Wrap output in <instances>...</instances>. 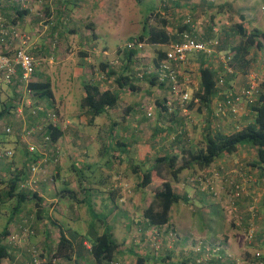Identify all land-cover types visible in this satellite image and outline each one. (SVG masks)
I'll return each instance as SVG.
<instances>
[{
	"label": "crops",
	"instance_id": "crops-1",
	"mask_svg": "<svg viewBox=\"0 0 264 264\" xmlns=\"http://www.w3.org/2000/svg\"><path fill=\"white\" fill-rule=\"evenodd\" d=\"M37 2L38 0H29L27 4L31 6L30 13L24 15L17 22L22 25L24 30H28V33L31 32L32 39L28 48L36 62L34 81L45 82L47 80L50 83L53 100L44 102L45 109L48 111H51L52 108L56 109L61 118L70 123L63 130V135L58 141L61 143L58 144L60 156L66 154L69 157V161L72 163L71 170L75 174L77 165L89 166L97 163L105 153V148L111 149V144H102V140L97 135H88L84 140L89 138L99 144H82L81 141H83L82 128H85L84 126H98L106 128L109 132L107 133L110 134L107 142L114 140V143H123L113 144L120 146L118 152L121 154L122 162L112 159L114 165L110 169L108 167L105 169L100 184H98L100 189L95 186L97 183H89L85 180L77 182V179L72 177L71 183L63 182V187L57 188L54 184L52 190H41L38 196L42 199V207L38 211V218L35 217L34 200H27L22 205H18L15 201L7 215L5 229H7L8 235L4 242L9 243L12 236L19 237L20 219L32 217L30 221L35 230L33 238L35 240L32 241L30 238L29 243L43 252L42 262L48 260L53 254L60 233H62L72 243L74 252L70 260L54 258L52 264H92L93 260L89 255L92 237L88 236L107 230L119 245L114 260L123 259L122 264H136L137 253L145 259L144 264H194L192 248L200 241L209 246L222 243L226 246L227 251L229 250L237 259L243 260L242 264H250L244 259L246 258L245 253L248 255L249 249L252 253L255 250L249 247L246 227L250 226L251 228L254 226L253 224L264 226V165H256L255 149L253 150L248 145L239 146L234 153L219 156L209 167L203 169L189 163V154L204 146L201 141L205 131L201 126L208 124L207 119L212 116V104H215L216 99L223 100V96H215L209 109L198 110L199 106H193L185 113L179 110L177 111L179 116L171 117L165 114L160 107L159 102L161 103L162 96L167 97L168 93L164 91V87H159L155 83V77L135 78L133 83L137 91L124 90L120 95L118 105L107 110L97 125L96 120L99 116L91 120L85 114L86 109L79 108V104H76V100L72 97L73 88L70 86L77 78H82L85 81H99L98 73H96L98 67L95 66V57H99V54L96 53L101 51L108 53L114 49L110 48V45L103 39L108 33H111L112 37L115 36L114 0H95L97 4H93L90 0H47L45 4L49 6V10L46 13L43 9V14H40L41 7ZM107 2L111 4L110 7L105 4ZM210 2L213 5H210ZM0 5L8 8L5 9L10 12L8 19L11 20L15 17L11 10L15 6L13 0H0ZM219 6H223V9L219 10ZM43 8H45L44 5ZM196 8L199 12L204 11L205 14L208 12L213 20L212 28L215 31H219V28L223 27L219 26L222 23L225 25L223 28L227 29L232 25L241 24L248 31L257 29L264 33V0H231L229 3L226 0H202ZM42 16L48 17L43 19ZM199 18H204V21L197 19L196 23L204 26L207 18L202 15ZM74 21H78L79 25H75ZM198 27L200 28V26ZM77 31H81L82 35L77 34ZM52 35L56 37L66 35L74 39L79 35L82 38L86 36L87 41L83 43L84 39H82L80 44L75 47L61 45L60 48H57L56 46L57 49L50 51V47H53L51 45ZM236 38L230 42L235 43ZM40 44L42 45L40 46ZM156 48L160 49V47ZM1 49L4 55L11 56L10 51L3 47ZM75 54H78L79 57L74 64H71L74 73L66 74L64 65L65 63L70 65L69 58ZM246 60L249 62L246 69L236 70L232 77L228 78V89L240 91L246 87L249 77L255 76L260 83V89L264 91V50L251 48ZM46 63L49 66L45 68L44 64ZM212 67L217 68L218 66L212 64ZM48 68L51 71L50 75L45 73V69ZM199 68L200 64L194 61L193 63L189 62V70L192 72L190 91L197 89ZM54 72L58 76L54 77ZM19 73L20 70L17 68L16 74L19 75ZM61 79L66 82L63 85H67L64 101L57 99L54 86L56 81H61ZM17 82L13 79V84L7 85L0 79V94L2 95V99H0V134H5L4 129L7 127L13 130V133L5 134V141L11 145L6 151L14 153L11 162L6 164L0 162V174L8 173L13 168L18 173L21 171L24 162L27 161V157H25V155L27 156L25 154L27 144L23 141L20 132L43 123L42 115L32 117L26 110L24 116L19 117L16 116L13 108L8 109L9 104L15 105L19 94L23 98H27L23 91L17 87ZM99 82L102 83V81ZM77 92L80 98L84 96L82 87ZM142 102L151 103L153 106L152 119H147L145 113L139 109ZM72 108L74 117L70 119L67 111ZM180 116L185 119L179 118ZM253 117L247 104H244L237 115L227 118V121L224 120L221 129L226 133L233 128L240 129L252 122ZM179 128H184L188 132L189 144L184 139L178 137L176 140L174 139L177 134L175 131H178ZM144 130L148 131L147 135L152 142L141 144V139L135 144L136 139L132 138L137 133L141 135ZM99 132H102L101 129ZM165 157L171 158L174 170L185 166L177 174L176 179L172 177L171 169H166L164 165L161 166L159 175L165 181H169L174 193L184 197L186 201L178 202L171 207L169 222L162 227L166 230L169 228V231L163 235L161 251L157 252L142 242L145 241L146 235L156 231V228L146 224L142 217V211L152 200L156 190L160 188L163 179L154 172L153 181L146 187L140 188L138 182H140L139 176L142 170L138 168V174H134L133 168L135 162H139L141 166H151L156 159ZM123 163L126 165L124 166ZM9 168L11 169L9 170ZM54 168L55 177L60 179L61 162ZM129 173H132L136 180L131 178ZM156 177L159 179H155ZM126 184L132 186V189H127ZM238 186L241 195L235 198L234 192ZM1 194L2 190L0 191V204H3L6 200L1 197ZM126 197L128 198L126 199ZM110 198L118 201L121 205L120 209ZM60 200L66 201L67 206L59 207L58 201ZM53 201L55 202L53 203ZM88 201L90 206H95L96 217L86 207ZM50 203H53L52 206ZM73 203L74 206H71ZM252 204L256 208V214L248 212L252 208ZM140 208L141 210L138 211ZM98 210L106 211L107 215L103 220L100 219ZM116 218L118 220L115 222ZM94 223L101 224V227L94 228ZM138 228H148L139 242L140 249L131 243L132 236L130 235L131 230ZM117 230L124 231L121 240L118 239L119 236L116 237ZM170 232L174 235L172 236ZM12 243L13 247H11L9 257L3 259L1 264H31L25 247H20L23 245L18 241ZM263 243L264 236L258 234L252 244L259 247ZM16 245L20 246L16 247ZM260 251L262 252V250ZM252 253L250 254L252 255ZM120 255H122L121 258H119Z\"/></svg>",
	"mask_w": 264,
	"mask_h": 264
},
{
	"label": "trees",
	"instance_id": "trees-1",
	"mask_svg": "<svg viewBox=\"0 0 264 264\" xmlns=\"http://www.w3.org/2000/svg\"><path fill=\"white\" fill-rule=\"evenodd\" d=\"M9 1V0H7ZM15 6L11 9L13 12V15L15 16L11 20L8 19V15H10V12H7L8 8H4L0 5V13L4 19L5 26L6 27H18V29L22 32L27 33L30 35L26 30L21 27L22 25L17 22L19 19H22L24 15H27L29 10L31 8L26 3L25 7H22L19 0H13ZM139 2L141 0H138ZM159 5L157 9L151 10L149 14L144 18V21L142 23L141 32L138 35H133L128 42L131 43H142L143 46L141 48H132L127 49L125 47L118 49V54L121 55V60L123 61L122 69L119 73H117L115 70L109 68L110 66L107 63L101 62L99 64L98 70L100 73H103L106 77V81H109V79L114 77L115 87L114 89H108L104 88L101 85L102 80H99L98 82L95 80H86L82 83V89L84 92V96L79 101V108L81 110L86 109L85 114L90 117V119H94L102 114H105L107 110L113 109L118 105L120 95L124 90L135 92L137 91V88L134 86V79H141L138 78V73L141 68L140 66V59L133 60L134 57H138L137 55L139 52H142L145 47H150L153 50L156 51V58L153 61V66L158 65L159 61L165 56V51L168 49L170 44H175L180 41H182L183 36L186 34L190 39H195L196 41L204 42L205 40H212L213 42H217V45L215 47L216 53L213 55H206L203 53H192L188 56V62L193 61L195 63L200 64V68L198 69L199 73V83L197 85V89H194L192 92V96L190 98V102L187 104V109H191L193 106H199L197 107L198 110L203 108L204 110L209 109L211 102L213 98L218 96L219 94L226 95L225 93H228V78L232 77L234 72L236 70H244L245 67L248 66L249 62L246 60V56L249 54L251 48L256 49H263L264 50V33L254 29V30H247L245 29L241 24L232 25L231 28H219V31H215L212 28L213 20L208 15V12L205 14H202L203 12H199L196 8L197 4L200 3L202 0H158ZM184 1V2H183ZM39 4L45 8L44 12L48 13L49 6L45 4L47 0H39ZM183 2V3H182ZM194 5V6H193ZM210 5H213L210 2ZM223 6H219V10H222ZM197 14V15H196ZM205 16L207 18L206 24L198 25L196 23L197 19L200 16ZM199 16V17H198ZM48 17V16H47ZM47 17H43V19H46ZM230 20L232 18L229 17ZM7 20V21H6ZM203 21V20H202ZM198 22V21H197ZM200 26V28L198 27ZM203 26V27H202ZM173 33H172V32ZM31 36V35H30ZM219 37V40H218ZM237 37V38H236ZM31 38V37H30ZM55 38V36L52 35L51 39ZM233 38H236V42L233 43L229 40H232ZM7 41L14 42L13 38H7ZM127 42V43H128ZM233 43V44H231ZM14 46V44H13ZM3 47V46H2ZM56 47V46H53ZM156 47H160V49H157ZM161 47H164L166 50H162ZM5 50L6 44L3 47ZM3 52V51H2ZM27 52L29 55L32 56L31 52L29 51V48L27 49ZM10 53H13V50H10ZM41 53V52H40ZM231 55V59L228 62V67L232 70V73H228L227 69L224 67V65L221 63L220 56L223 55ZM33 57V56H32ZM212 57H217L218 59V67L213 68L212 64L210 62V59ZM35 75V72H34ZM34 75L32 77L31 83L28 85L29 94H27L28 99L31 100V103L35 106L43 105V107L46 105L44 102L53 100V94L51 91L50 83L49 81H34ZM142 79L146 78V73H143ZM154 76V74H148L147 77ZM15 80L18 81L19 75L16 74ZM219 77L223 78V84L221 88H218V79ZM156 78V77H155ZM155 83L159 87H164V91H167V88L164 84H159L157 80L155 79ZM17 85H20L19 82H17ZM228 89V90H227ZM188 91H190L188 89ZM231 93H239L229 90ZM241 91V90H240ZM23 96L21 94L18 95V100H16L17 103L21 101ZM26 99V98H24ZM167 97H162V101L160 104V107L162 108V111L167 114L168 116L177 117V111L181 110L180 108H172L171 113L167 112V108L165 106ZM197 99L198 103H195L194 100ZM43 101V102H41ZM149 104V103H148ZM145 105V102H142V104L139 106L140 110H144L143 107ZM17 106L13 104H9L7 107L8 109H14ZM247 107H249V111L253 114V121L250 123H247L240 129H234L230 132H223L221 129V124L224 123V120L227 118H230L232 116H228L223 120H218L214 116V110L211 109L212 116L207 119L208 124L205 126H202L204 129L203 139L201 141V144L204 146L199 149L198 151H195L193 153L189 154L190 161L189 163H193L197 165L199 168H206L209 167L213 161L218 158L219 156L223 154H232L234 153L239 146L242 145H248L250 148L255 149L256 152V165L261 166L264 165V91L260 89L259 94L257 95L256 99L252 101L251 103H247ZM7 110V108H6ZM52 110H55L52 108ZM48 111V110H47ZM50 111V110H49ZM56 111V110H55ZM144 112V111H143ZM145 113V112H144ZM42 114H38L35 117H38ZM43 116V115H42ZM146 116V114H145ZM179 116V115H178ZM182 119H185L183 117H179ZM225 120V121H226ZM184 121V120H183ZM30 123V122H29ZM43 125V124H41ZM28 126V125H27ZM30 127V126H28ZM45 132V133H44ZM43 134L49 137L51 145L53 148L54 155L58 158L56 162H54V158L48 159L46 162V165L53 163L55 167L58 166L59 162V153L60 148L58 146V141L63 135V130L59 126H53L48 125L45 127ZM177 134L175 136V140L178 138L184 139L187 141V144H189L188 139V132L185 131L184 128H179L178 131H175ZM169 134V132H168ZM118 136V135H117ZM113 138H116V136H113ZM154 138V137H153ZM174 140V141H175ZM33 141L40 146L42 144V139L39 134L35 135ZM107 144H123V143H114V140L107 142ZM47 144L45 145V147ZM49 149L50 146H47ZM113 158L118 161L122 162L121 154H118L120 146L113 145ZM56 150L58 152H56ZM27 156V161L24 162V166L22 167L21 171L19 173L16 171V169L12 170L9 168L10 172L9 177L7 176V180H1L0 179V186L3 185L1 197H3L4 200H12L15 199L18 205L24 204L27 200H34V207L36 208V215L35 217L38 218V211L41 210V202L42 199L39 198L38 193H32L27 190H23L19 187L20 182L23 180V174L26 172L29 162H34L37 158L41 157L38 153H29L28 151H25ZM12 156H14V153L12 152ZM12 158V157H11ZM139 163V162H138ZM135 164L133 168V173L138 174L137 169L140 168L141 164ZM165 166L166 169H171V175L173 178L176 179L177 174L180 172L181 169H183L185 166H181L179 169L174 170L173 164L171 163L170 157L165 158H159L156 159L155 162L150 165H145V169L142 171L140 177V182H138V185L140 188H144L147 185H149L153 179V175H155L154 172L157 173V176L161 179H163L159 175V171L161 166ZM187 165V164H186ZM255 166V165H254ZM74 167V166H73ZM141 169V168H140ZM76 170V169H75ZM78 173L76 172V175ZM245 175V174H244ZM53 176V175H52ZM156 177L155 179H159ZM246 177V176H245ZM82 178V179H80ZM84 176L78 177L77 182L83 181ZM80 179V180H79ZM79 180V181H78ZM55 182V176L53 178V181ZM241 195L239 186L236 187V191L234 192L235 198H238ZM1 198V200H3ZM112 202H116L117 200H113V198H110ZM181 201H186L184 197H181L174 193L171 184L169 181H165L163 179V182L158 190L153 195L152 200L149 202V204L144 208L142 212V217L145 220L146 224L149 227L156 228V231L154 232V235L161 239L164 234H167L169 231V228L166 230V228H162L169 222V213L171 207ZM114 202V203H115ZM248 210L249 213L256 214V208L253 207ZM91 214H94L93 216L96 217V213H94L93 210H91ZM34 217V215H33ZM27 219V217H23L19 221L18 226L22 227H28L33 232L35 231L33 227L31 226V219ZM99 218V216H98ZM252 226L246 227V236L249 239V247L254 248L255 253H252V255L249 256L245 255L246 258L245 261H247L250 264H264V252L262 253L260 250H264V243L259 247L258 245H254L253 240L255 241L256 236L259 234L261 236H264V226L260 227L258 224ZM148 227V228H149ZM147 228V229H148ZM147 229H135V233L138 235L139 240H141L142 235L144 236V232H147ZM94 230V229H92ZM8 231L7 229H4L3 232L0 234V264L3 259L8 258L10 255L11 247H13V243L10 240L9 243H5L4 240ZM34 235V233H33ZM20 237V232H19ZM88 237H92V240L90 241V249H89V255L93 260L92 264H112L115 262L121 263V261L114 260L118 253V243L113 239L110 232L107 230H104L103 233H93L92 235H89ZM147 241V244L149 247L151 246L155 251L159 252L160 247L155 244L154 242L150 241L148 239H145ZM222 244V243H221ZM224 245V244H222ZM225 246V245H224ZM15 247V246H14ZM18 247V245H16ZM25 247V252L28 258L31 260V264H35L33 262V257L30 253L31 248H36L35 246H32L31 244L28 246L27 244H24L22 248ZM262 249H261V248ZM225 249L227 250L226 246ZM259 252H258V251ZM74 252V247L72 243L62 234L60 233V237L58 240V243L56 245L55 251H53V254L49 257L48 260L44 262H40V264H52V259H63V260H70ZM256 253L258 256H256ZM193 254V262L196 264L197 256L195 253ZM221 256H225L220 251ZM136 258V264H144L145 259L141 257L137 253ZM43 257V252L41 251L39 255V259L41 260ZM221 262V261H220ZM236 262H239V264L243 263V260H239L236 257L230 258L226 256V259L222 263L218 264H236Z\"/></svg>",
	"mask_w": 264,
	"mask_h": 264
},
{
	"label": "built area",
	"instance_id": "built-area-1",
	"mask_svg": "<svg viewBox=\"0 0 264 264\" xmlns=\"http://www.w3.org/2000/svg\"><path fill=\"white\" fill-rule=\"evenodd\" d=\"M22 7H25L24 0H19ZM39 1V0H38ZM13 38L14 42L7 41V38ZM6 44L7 51L13 50L11 56H6L3 54L2 49L0 50V79L7 85L13 84V79L16 77V69L20 70V77L18 82L20 85H17L19 89L23 91L26 95L29 94L28 85L31 83L32 77L36 69V62L34 57L28 54L27 49L30 44V36L18 29V27H6L4 19L0 13V46L4 47ZM14 44V46H13ZM217 42L212 40H205L204 42L196 41L195 39H190L186 34L183 36L182 41L170 44L168 49L165 51V56L159 61L157 67L152 66L147 74H154L155 79L159 84H164L167 88V99H166V108L167 112L171 113L172 108H180L183 113L187 111V104L190 102L192 94H189L188 91L191 81V71L189 70L188 56L192 53H203L206 55H213L216 53L215 47ZM142 43H131L128 42L125 44V48H141ZM0 47V48H1ZM118 54V53H117ZM232 54L220 56L221 63L228 70V73H232L230 67H228V62L231 59ZM113 64L117 63V59ZM143 73H138V78L142 79ZM223 84V78L219 77L218 79V88H221ZM260 83L255 76H250L247 82L246 87L241 91H236L239 93H234L226 91L223 100L215 101V104H212L214 110V116L218 120H223L228 116H235L243 108L244 104L251 103L254 101L260 91ZM219 95H224L219 94ZM25 98V97H24ZM21 99L19 103L16 102L17 106L15 107L16 116L23 117L24 113L27 110V113L30 116H37L42 114L43 116V125H38L36 127H30L25 131H21V137L25 144H27V151L29 153H38L41 157L37 158L34 162H29L26 172L22 175L23 180L20 182L19 187L23 190H27L32 193H39L41 190L38 189L43 183L47 182V179H51L52 176H47L49 164L46 165L48 159L54 158V162L57 161V157L53 153L52 143L49 140V137L41 134L44 132L45 127L48 125L59 126L62 130L66 129L69 122L63 120L60 114L55 111H47L43 105L36 104L35 106L31 103V100ZM195 103H198V100H194ZM143 111L146 114V117H152V107L150 104L145 103ZM5 134L13 133V130L9 127L4 129ZM45 133V132H44ZM41 136L42 144L39 146L33 141L35 135ZM50 146L49 149L47 146ZM56 152H58L56 150ZM12 157V151H5L0 153V159H8ZM53 180L51 179L50 182ZM20 237L12 236L11 241L18 243L23 240H29L30 236L33 235V231L28 227L19 226ZM173 236L174 234L170 232ZM220 251L225 254L221 256ZM225 246L222 244H217L209 246L205 242L200 241L194 248L193 253L197 256L196 264H218L224 262L227 257H230L226 252ZM30 253L33 257V262L35 264H40L41 260L39 255L40 250L36 248H31ZM256 256L258 254L256 253ZM221 261V262H220ZM112 264H121L118 262ZM239 264V262H236Z\"/></svg>",
	"mask_w": 264,
	"mask_h": 264
},
{
	"label": "rangeland",
	"instance_id": "rangeland-1",
	"mask_svg": "<svg viewBox=\"0 0 264 264\" xmlns=\"http://www.w3.org/2000/svg\"><path fill=\"white\" fill-rule=\"evenodd\" d=\"M90 1L93 4L96 3L95 0H90ZM226 1L229 3L231 0H226ZM25 2L28 3L29 0H24V5H26ZM85 2H88V1H85ZM37 3H39V2H37ZM105 4L108 7L111 6V4L109 2H107ZM158 5H159V1L158 0H141L140 2L138 0H114V8H113V11H114V14H115V22H116V27H115V31H114L115 36L112 37L111 36V33H108V35L107 36H104V38H103L104 41L107 42L108 45H110V48L113 47L114 49H112V51H110L108 53H103L102 51L99 52V53H96V54H99V57H97V58L95 57V60H96L95 66L99 67V64L101 62L107 63L110 66L109 68H111V69L115 70L117 73H119L121 71V69H122L123 61L121 60V55L117 54L118 53V49L123 48V46H125V44L128 42V40L133 35H138L141 32L142 23L144 21V18L149 14V12L151 10L157 9ZM29 7H31V6L29 5ZM39 7H41L40 10H39V11H41L40 14H43L42 13L43 12V7L41 5ZM39 17H41V16H39ZM198 19H201V18H198ZM201 20L204 21V18H202ZM74 22L76 23L75 25H79V22L78 21H74ZM74 22H72V23L74 24ZM219 26H223L224 27L225 25L222 24V23H220ZM26 31L28 32V30H26ZM77 34L82 35L81 31H77ZM80 35L79 36H76L77 38H75V39L74 38H71L69 36H66V35L65 36H59V37H56L55 36V38H53L51 40V45L52 46H57V48H60L61 45L75 47L78 44H80V40L84 39L83 43L85 41H87L86 36L84 38H82ZM30 37H32V36H30ZM31 39L32 38H30V43H31ZM218 40H219V37H218ZM88 41H90V40L88 39ZM231 44H233V43H231ZM41 45L42 44H40V46ZM57 48L50 47L49 50L50 51H53V50H55ZM161 49L164 50V51L166 50L164 47H161ZM107 55H109V56H107ZM96 56H98V55H96ZM137 56H138V58L137 57H134L133 60H135V59L136 60L137 59H140L141 60V62L139 63L140 64L139 68H141L139 70V72L146 73V78H147V76H148L147 71H149V69L153 66V60L156 58V51L153 50L150 47H145L144 50L142 52H139V54ZM78 57H79L78 54H75L74 56H72V57L69 58L70 65L67 64V63H65L64 66L66 68L65 69L66 70L65 71L66 74H69V73L72 74V73H74L73 65H71V64H74L75 61L78 60ZM116 59H117V63H115V64L111 63V62H114V60H116ZM210 62H211V64H213L215 66H218V63H217L218 62V59H217V57H212L210 59ZM47 66H49L47 63L44 64V67L45 68ZM45 73L48 74V75H50L51 74L50 69L49 68L48 69H45ZM96 73H98L97 79L98 80H102L101 85L104 88L114 89V87L116 85L115 82H114V77L111 78V79H109V81H106L105 80L106 77H105V75L103 73H100L99 70ZM53 76L55 77V76H58V75H56V72H54ZM84 81L85 80H83L82 78H79V79L77 78V79H75V81H73L74 83L71 84V86H70V87L73 88L71 93L73 94L72 97H74V99L76 100V104L77 103L79 104V101L81 100L80 96H78L79 93L77 92V90L80 87H82V83ZM63 84H66V82H63V79H61V81H59V80L56 81V83L54 84L55 90H56L57 99L59 101H64L65 98H66L65 97V95H66V91L65 90L67 88V85H63ZM74 88H75V90H74ZM192 92H193V90L190 91L189 94H192ZM0 99H2V95L1 94H0ZM147 102H145V103H147ZM150 105H151V103H150ZM151 107H153V106L151 105ZM67 112H68V114H67L68 117L70 119H73V117H74V114H73L74 113V110H73V108L72 109H68ZM153 115H154V108H152V117L151 118L150 117L149 118L147 117V119H152L153 118ZM103 117H104V114H102V115L99 116V118L96 120L97 121V125H99V123H100V121L102 120ZM84 127L85 128H82L83 129L82 130V140L83 141H81L82 144H96L97 143V142L91 141V139H89V138H87V140H84V138L86 136H88V135H97V137H99L102 140V144H107V140L109 139V135L110 134H107L109 132L107 131L106 128H104V127H98V126H84ZM99 129H101L102 132H99ZM147 132L148 131L144 130L141 133V135L138 134V133L135 134V136L132 138V139H136L135 140V144H137L141 139H142V143L141 144H149V141L152 142L151 139L149 140V136L147 135ZM58 144H61V143L58 142ZM97 144H99V143H97ZM10 147H11V145L8 144L5 141V134H2L1 133L0 134V153L5 152ZM113 149H114L113 148V144H111V149L110 150H108L107 148H105V150H104L105 153L102 155V157L99 158V160L95 164H91L89 166H86L84 164L77 165V167H76L77 168V173H78L77 175L71 170V164L72 163H71V161H69V157L66 154H65V156H63V155L60 156L59 155V157H60L59 158L60 159L59 162H61V166H62L61 173H60V179L55 177L56 183L55 182H50V180L51 179L53 180V178L55 176V171H54L55 170V168H54L55 166H54L53 163H51V164H49V167H48V174L49 175H47V176H52V175L53 176L51 177V179H47V182L46 183H43L41 186H39L38 189L39 190H52V187L54 186V184L56 185L57 188H60V187H63L64 186L63 182L67 181V183L69 184V183H71L72 177H74L75 179H77L78 177H81V175L84 176L83 180L88 181L89 183L90 182L97 183L95 186L97 188H99L98 187V184H100V179L102 178V175L104 174L105 169L107 167H108V169H110V167L114 165V162L112 160L113 159V156H114ZM119 153L120 152H118V154ZM12 159H13V156H12V158H8V159H0V162H1V164H6L8 162H11ZM135 163L137 164L138 162H135ZM123 165L125 166L126 164L123 163ZM140 168L143 171L145 169V165L140 166ZM11 172H13V171H11ZM116 172H118V171H116ZM129 175H130L131 178H133L134 180H136V178L133 177L132 173H129ZM7 176L9 177V174H7V173L0 174V179L1 180H7ZM80 179H82V178H80ZM125 187L127 189H130V190L132 189V186L130 187L128 184H126ZM1 188H3V185L0 186V189ZM127 198L128 197H126V199ZM14 202H15V199H12V200H6L3 204L1 203L2 205L0 204V234L3 232V230L6 227L7 215L9 213L10 207H12L11 205ZM54 202L55 201H53V203ZM121 202H122V200H121ZM53 203H50V205L52 206ZM115 203H116L118 209H120L121 205L118 203V201H116ZM56 204H55V207H56ZM58 206L59 207L67 206V202L64 201V200H60V201H58ZM71 206H74V203ZM86 207L89 210H93V211L96 210L95 209V206H93V207L90 206L89 201L86 203ZM140 210H141V208L138 211H140ZM97 212L99 213L98 215L100 216V219H102V220L107 215L106 214V211H104V210H102V211L101 210H98ZM137 215H139V214H137ZM117 220H118V218L115 219V222ZM132 221H133V219H132ZM98 226L101 227V224L94 223V228H96ZM123 232H124L123 230H117V236L116 237L119 236L118 237L119 240H121V238H122L121 236L123 235ZM136 234H139V232L138 233H135V230L134 229L130 231V235L132 236L131 243L133 245H135L136 247H139V249H140L141 248V246L139 244L140 240H139L138 235H136ZM30 238H31L32 241L35 240V239H33L34 238V235H31ZM145 238L148 239L149 242L152 241L155 244H157L160 247V250H161V247H162L161 239L157 238L154 235V232L152 234L146 235ZM142 242L145 243V245H148L147 244V241H142ZM19 243H21V245H24V244H27L28 246L30 245L28 239L25 240V241L21 240ZM120 244L122 245V243H120ZM197 244H198V242L196 243V245ZM18 246H20V245H18ZM20 247H22V246H20ZM150 248L153 250L152 247H150ZM193 248H192V251H193ZM36 249H38V248H36ZM262 251H264V250H262ZM137 252H139V250H137ZM226 252H227V254H229L230 258H235L234 254H232L229 250L226 251ZM248 252H249V254L252 253L250 249H249ZM253 252H254V250H253ZM246 254L247 253H245V255ZM121 257H122V255H120L119 258H121ZM118 260L119 261H122L123 259H118Z\"/></svg>",
	"mask_w": 264,
	"mask_h": 264
}]
</instances>
